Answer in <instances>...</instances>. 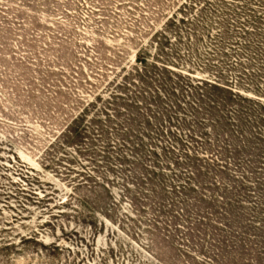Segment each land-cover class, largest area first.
<instances>
[{
	"label": "rangeland",
	"instance_id": "obj_1",
	"mask_svg": "<svg viewBox=\"0 0 264 264\" xmlns=\"http://www.w3.org/2000/svg\"><path fill=\"white\" fill-rule=\"evenodd\" d=\"M0 264H264V0H0Z\"/></svg>",
	"mask_w": 264,
	"mask_h": 264
},
{
	"label": "trees",
	"instance_id": "obj_2",
	"mask_svg": "<svg viewBox=\"0 0 264 264\" xmlns=\"http://www.w3.org/2000/svg\"><path fill=\"white\" fill-rule=\"evenodd\" d=\"M203 84H207V85L211 86L212 88L222 89V87H221L220 84H218V83H216V82H211V81H207V82L204 81L203 83L198 82V83H196L195 88H196V87H197V88H201V86H202ZM207 85H206V86H207ZM222 90H224V89H222ZM228 91H229L230 94H231V97H230V98H234V97H236V94H235L232 90H228ZM211 103H212V104H216V103H215V100H212Z\"/></svg>",
	"mask_w": 264,
	"mask_h": 264
}]
</instances>
